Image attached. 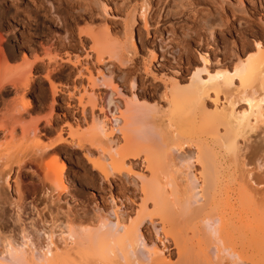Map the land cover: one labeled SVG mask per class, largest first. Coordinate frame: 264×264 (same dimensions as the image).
Returning a JSON list of instances; mask_svg holds the SVG:
<instances>
[{"label":"bare ground","instance_id":"obj_1","mask_svg":"<svg viewBox=\"0 0 264 264\" xmlns=\"http://www.w3.org/2000/svg\"><path fill=\"white\" fill-rule=\"evenodd\" d=\"M145 13L146 9L142 16L147 25ZM134 22L128 24L131 39ZM90 33L87 37L94 43L91 51L96 54V62L106 61L108 53L122 60L121 47L109 45L103 32ZM248 51L237 56L231 70L213 66L202 54V67L195 69L189 84L176 79L165 92L164 107L146 102L145 95L135 91L137 83L132 79L131 99L119 105L106 97V119L96 117L86 129L79 122L75 126L67 121L70 140L61 136L50 144L35 143L6 155L0 152V264H264V177L257 176L254 181L253 172L245 170L246 164L238 158L239 137L245 140L257 123L264 125V46L259 41ZM56 58L55 64L61 60ZM152 59H156L154 53L151 63ZM130 62L125 59L122 64ZM38 67L35 64L33 69ZM73 67L77 68L75 64ZM78 72L92 88L97 82L107 87V75L95 76L87 63ZM148 72L153 73L151 66ZM7 73L0 70V102L11 94L7 84L12 78L8 80L11 76ZM31 74L13 78L21 83L13 85L16 95L21 86L31 85ZM49 78L56 95V86ZM116 91L120 94L119 88ZM221 96L226 101L223 104ZM240 102L247 103L248 109L238 113L235 106ZM25 103L26 109L24 106L17 115L0 120V133L14 138L23 115L31 108L29 101ZM55 103L53 98L52 106ZM82 103V114L86 115L87 104ZM91 104L92 108L97 106ZM83 123L88 124L86 120ZM40 125L24 128V139H37ZM115 132L120 135L119 149L114 146ZM65 145L78 150L89 145L97 150V162L87 151L85 158L104 181L114 175L138 180L141 202L135 217L117 207L109 216L95 221L82 209L83 216L78 211L63 221L57 218L52 228L39 230V236L28 231L21 216L26 204L19 179L14 180L16 191L11 197L3 193V183L10 186L14 164L22 170L30 161L40 170L30 178H38L52 200L66 193L65 164L62 170L53 171L44 163L48 154H60ZM138 160L143 162L142 171L136 170ZM255 163L258 168L264 167V156L257 155ZM234 164L238 169L241 164L243 175L238 174L240 169L232 170ZM112 167L119 168L113 171ZM242 178L248 181L240 184ZM6 206L14 207V216L9 219ZM147 224L153 228L156 241L145 231Z\"/></svg>","mask_w":264,"mask_h":264},{"label":"rangeland","instance_id":"obj_2","mask_svg":"<svg viewBox=\"0 0 264 264\" xmlns=\"http://www.w3.org/2000/svg\"><path fill=\"white\" fill-rule=\"evenodd\" d=\"M145 9L147 25L142 16ZM262 20L264 0H0V70L8 72L7 76H11L8 80L12 78L15 82L7 84L11 94L4 96L0 102V120L17 115L18 110H23L25 102L31 104L29 112L18 124L14 138L0 133V152L6 155L35 143L50 144L61 136L70 140L65 126L67 121L75 126L79 122L86 129L92 126L96 117L104 119L108 98L111 97L119 105L125 103V99H131L132 79L137 83L135 91L143 93L146 102L164 107L165 92L176 79L189 84L195 69L202 67V54L210 59L213 66L232 69L237 56L246 55L256 42L260 41L264 46ZM133 21L131 39L128 24ZM90 32H103L109 45L121 47L122 60L111 58L108 53L106 61L96 62V54L91 51L94 43L87 37ZM153 53L156 59H152L151 63ZM53 58L62 61L58 60L55 64ZM125 59L131 62L123 65ZM34 63L39 69H33ZM85 63L95 76L107 75V87L97 82L92 88V84L79 74L78 70ZM150 66L153 73L148 72ZM30 73L34 78L31 87L21 86L20 93L23 87L26 90L16 95L14 87L21 83L13 78ZM46 76L56 86V95H53ZM115 87L119 88L120 94ZM53 98L56 100L54 106ZM221 99L222 104L226 102L224 96ZM81 101L87 104L86 115L82 114L81 106L85 105H81ZM91 102L97 106L92 108L94 104ZM247 109L245 102L235 106L238 113ZM50 119L52 125L49 124ZM84 120L88 124L83 123ZM39 122V137L29 141L24 139L23 129H30ZM112 137L115 148L119 149L120 135L115 132ZM239 138V161L246 164L245 170L253 172L251 178L254 181L258 177L263 179L264 167L258 168L254 162L257 155L264 156V125L257 123L256 129L245 140ZM104 142L106 146L107 141ZM86 148L78 150L65 145L60 154L51 153L45 157L44 163L50 164L53 171L62 170L63 164L66 166L63 178L68 191L59 197L54 195L53 200L43 191L38 178H30L29 175L36 171L40 174L34 163L28 161L22 170L13 165L10 186L3 183V193L7 197L15 194L14 180L19 179L26 204V211L21 216L33 236H39L37 232L42 228L54 225L57 218L63 221L78 211L83 216V210L88 211L87 217L95 221L109 216L118 208L135 217L134 212L141 202L138 180L114 175L104 181L98 171L92 170V162L85 158L87 151L97 162L98 151L89 147L88 152L89 148ZM136 164V170L142 171L143 162L138 160ZM234 166L232 170L240 169L238 174L243 175L241 164L239 169H234ZM117 168L112 167V170ZM245 180L248 181L240 179V184H244ZM259 189H263L262 186ZM5 208L8 219L10 215L14 216V207ZM144 229L153 241L157 240L150 224ZM40 234L42 236L43 232Z\"/></svg>","mask_w":264,"mask_h":264},{"label":"snow or ice","instance_id":"obj_3","mask_svg":"<svg viewBox=\"0 0 264 264\" xmlns=\"http://www.w3.org/2000/svg\"><path fill=\"white\" fill-rule=\"evenodd\" d=\"M261 23H264V20H262Z\"/></svg>","mask_w":264,"mask_h":264}]
</instances>
